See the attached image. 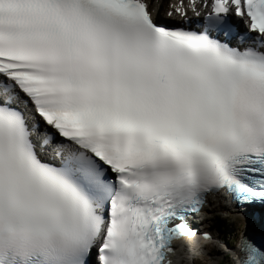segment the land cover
<instances>
[{"label": "snow or ice", "instance_id": "obj_1", "mask_svg": "<svg viewBox=\"0 0 264 264\" xmlns=\"http://www.w3.org/2000/svg\"><path fill=\"white\" fill-rule=\"evenodd\" d=\"M149 8L0 0V264H172L208 195L264 204V0H212L195 29Z\"/></svg>", "mask_w": 264, "mask_h": 264}, {"label": "bare ground", "instance_id": "obj_2", "mask_svg": "<svg viewBox=\"0 0 264 264\" xmlns=\"http://www.w3.org/2000/svg\"><path fill=\"white\" fill-rule=\"evenodd\" d=\"M169 2H174V0L165 1L166 4H168ZM182 2L183 4H188V0H182ZM194 4L198 8H202L203 0L199 2L195 0ZM151 6L153 7L154 4H151ZM156 7H158V5H156ZM230 198H231L230 195L224 194V195H220V197H217L216 202L209 200L208 203L211 204L212 207H216L218 208V210H221V211L223 210L234 211V213L239 216V220L247 222L246 227L243 228V230H241L243 232V235L239 240L240 242H241V239L245 237V233L247 232L252 233L251 234L252 239L258 238L255 233H259V231L264 229V218L261 217L259 212H256L255 214L256 220H254V223L252 225L256 226L257 230L259 231L252 230V227H250V222H249L250 221V212L248 211L249 206L248 205H246L245 207L238 206L235 203L231 202ZM213 216H214V213L211 210V208L208 206H205L200 210L198 214L196 215L194 214L190 220L186 219L188 226L195 232L194 227L191 225V224H194L197 227V230L199 232L198 233L195 232L196 235L192 238L182 237L176 241L175 253L174 255L172 254L169 255L170 260L172 261V264H192V263L196 264L195 261L194 262L192 261L195 260L198 256L204 255L205 252H208V246L214 248V251H217V254L220 252L221 253L223 252L225 254V252H227V255L230 257L231 262H233V264H239L238 250L241 244H239L237 248H234L229 243L231 241L230 237L226 238L222 235H218L214 231H210V232L204 231L203 228H205V226L213 227L211 225H208L210 223V219H212ZM206 219H209V220H206ZM205 232L214 236L215 244L214 243L209 244L202 238V234ZM198 234L200 235V237ZM213 260L214 262H219V260L221 259L219 258V255L215 254L213 257ZM220 263L223 264L224 262L222 261Z\"/></svg>", "mask_w": 264, "mask_h": 264}, {"label": "rangeland", "instance_id": "obj_3", "mask_svg": "<svg viewBox=\"0 0 264 264\" xmlns=\"http://www.w3.org/2000/svg\"><path fill=\"white\" fill-rule=\"evenodd\" d=\"M156 5L159 7V15H164L165 8H166V0H153ZM214 216L212 219H210V223L208 225L213 226L216 228L217 231H219V227L216 225L215 218L219 216L218 218L226 220L228 222V228L222 230V234H224L227 237L231 238V241L229 242L230 245H232L234 248H237L241 242L239 241L240 238L243 235V228L246 227L247 222L239 220V216L234 213V211H228V210H218L216 208L214 211ZM216 226V227H215ZM207 227V226H205ZM233 239V240H232ZM207 251V250H206ZM206 254V255H205ZM219 255V258L225 263V264H233L231 262L230 257L227 255V253H218L217 251H214V248L208 246V252H205L204 255L198 256L195 260L192 262H196V264H221V260L219 262H214L213 257L214 255ZM213 260V261H212ZM193 264V263H192Z\"/></svg>", "mask_w": 264, "mask_h": 264}, {"label": "trees", "instance_id": "obj_4", "mask_svg": "<svg viewBox=\"0 0 264 264\" xmlns=\"http://www.w3.org/2000/svg\"><path fill=\"white\" fill-rule=\"evenodd\" d=\"M215 220H216V221H215V222H216V225L219 227V229H220L221 231L229 227V226H228V222H227L226 220L220 219V218H218V217H216ZM220 224H221V225H220ZM221 231H219L220 234H221L222 236L226 237L224 234H222ZM224 264H225V263H224Z\"/></svg>", "mask_w": 264, "mask_h": 264}, {"label": "water", "instance_id": "obj_5", "mask_svg": "<svg viewBox=\"0 0 264 264\" xmlns=\"http://www.w3.org/2000/svg\"><path fill=\"white\" fill-rule=\"evenodd\" d=\"M245 237L249 238L251 241H254L255 243H259V244L264 243V237H260V238H258V240L256 238L252 239L251 234L248 232L245 233Z\"/></svg>", "mask_w": 264, "mask_h": 264}]
</instances>
